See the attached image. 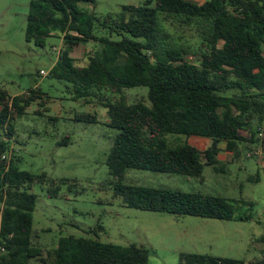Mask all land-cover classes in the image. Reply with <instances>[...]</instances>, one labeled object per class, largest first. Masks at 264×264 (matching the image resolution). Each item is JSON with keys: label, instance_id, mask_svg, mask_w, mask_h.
<instances>
[{"label": "trees", "instance_id": "16d2710c", "mask_svg": "<svg viewBox=\"0 0 264 264\" xmlns=\"http://www.w3.org/2000/svg\"><path fill=\"white\" fill-rule=\"evenodd\" d=\"M97 2L32 0L26 36L41 48L51 38L61 39L63 48L49 76L68 83L73 101H94L107 109L108 125L118 131L108 157L114 178L123 181L129 170L137 169L204 180L207 166L224 171L222 144L237 158L245 143L264 147L259 136L264 130V0H146L124 5L116 19L83 6ZM168 22L194 31L198 49L179 42L165 27ZM87 44L95 51L88 65H78L73 53ZM139 87L148 89L149 101L131 103L125 91ZM46 96L40 87L18 96L0 88V264H150V249L135 243L124 246L71 235L62 237L47 256L36 244L38 196L32 190L48 175L21 169L13 139L16 120L39 100L45 107ZM75 120L101 122L97 113H78ZM179 137L205 138L211 145L201 150L189 140H171ZM70 143L68 137L62 144ZM251 181L260 182L261 175ZM55 188L51 195L62 189L59 184ZM117 190L135 209L178 218L254 219L240 213L254 205L243 199L122 183ZM180 264L245 263L182 253ZM255 264H264V257Z\"/></svg>", "mask_w": 264, "mask_h": 264}, {"label": "rangeland", "instance_id": "374dc122", "mask_svg": "<svg viewBox=\"0 0 264 264\" xmlns=\"http://www.w3.org/2000/svg\"><path fill=\"white\" fill-rule=\"evenodd\" d=\"M31 1L0 0V88L12 96L39 87L47 93L45 107L40 106L42 100H39L16 120L13 139L21 169L35 175H48L45 182L36 184L32 190L38 196L34 226L36 244L44 249L46 256L58 246L62 237L74 235L124 246L143 245L151 251L150 264H180L182 253L197 252V249L207 253L217 250L216 254L245 264H255L264 257V147L245 143L241 145V158H237L226 155L227 146L222 144L226 167L217 172L207 166L204 180L132 169L123 181H118L111 175L108 165L118 131L108 125L106 108L94 101H73L68 83L49 76L59 60L63 42L51 38L47 47L41 48L27 41ZM144 1L98 0L96 5L85 3L83 6L99 16L116 19L124 5H140ZM189 1L200 4L208 0ZM165 27L180 39L179 42L198 49L200 40L194 31L183 30L177 23L170 22L165 23ZM95 48L93 44L76 47L73 56L77 64L88 65ZM42 71L48 75H43ZM148 92L147 88L139 87L128 89L125 94L131 103L148 102ZM78 113H97L101 122L76 121ZM68 137L71 143L63 145ZM171 140H189L201 150L211 145V141L200 137ZM252 150L260 153L249 157ZM258 174L261 181L252 182L251 178ZM64 179L70 182L63 184ZM120 183L243 199L254 205L242 207L240 213L252 215L254 219L234 222L191 216L178 218L168 213L131 208L118 194ZM57 184L61 191L51 195ZM209 224L213 226L206 228ZM215 236L222 240L217 238L218 241Z\"/></svg>", "mask_w": 264, "mask_h": 264}, {"label": "crops", "instance_id": "0c3cea01", "mask_svg": "<svg viewBox=\"0 0 264 264\" xmlns=\"http://www.w3.org/2000/svg\"><path fill=\"white\" fill-rule=\"evenodd\" d=\"M146 1V0H145ZM227 146V145H226ZM206 150V149H205ZM226 155H231L233 156L235 153L234 152H230L227 150L226 148ZM250 157V155H248ZM253 157V156H252ZM220 160L222 163H224V153L223 151L221 152V155H220ZM211 220H214V219H211ZM221 221V220H220ZM234 222H240V221H234ZM213 225H210L206 228H211ZM215 238H219L221 239V237H218V236H215ZM218 240V239H217ZM217 240H214V243H217ZM222 240V239H221ZM219 241V240H218ZM221 242V241H220ZM211 249H214L212 246H211ZM198 251L197 252H190V253H197V254H210V255H214V256H218V257H223V258H229V257H226V256H222V255H219V254H216L217 253V250H212L211 253H207V252H202L201 250L197 249Z\"/></svg>", "mask_w": 264, "mask_h": 264}, {"label": "built area", "instance_id": "2783aa9c", "mask_svg": "<svg viewBox=\"0 0 264 264\" xmlns=\"http://www.w3.org/2000/svg\"><path fill=\"white\" fill-rule=\"evenodd\" d=\"M42 74L43 75H48L45 71H42ZM260 136L261 137H264V130H262V132L260 133ZM260 153V151H256V152H253V153H250V157H252V156H254V154H259ZM8 154H6L5 156H4V159H8Z\"/></svg>", "mask_w": 264, "mask_h": 264}]
</instances>
